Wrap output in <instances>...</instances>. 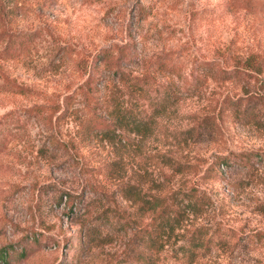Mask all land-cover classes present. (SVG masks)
<instances>
[{"label":"rangeland","instance_id":"1","mask_svg":"<svg viewBox=\"0 0 264 264\" xmlns=\"http://www.w3.org/2000/svg\"><path fill=\"white\" fill-rule=\"evenodd\" d=\"M249 60L264 0H0V264H264ZM173 193L199 205L149 249L147 208Z\"/></svg>","mask_w":264,"mask_h":264},{"label":"trees","instance_id":"2","mask_svg":"<svg viewBox=\"0 0 264 264\" xmlns=\"http://www.w3.org/2000/svg\"><path fill=\"white\" fill-rule=\"evenodd\" d=\"M118 56L115 60L111 61V64L116 66H121L128 58H129V51L128 46L123 45L118 48ZM102 61H107L106 56L101 57ZM263 62H258L257 64L253 63V61L249 60L246 65H244V69L246 71H251L253 69H256V71H260V69L263 67ZM220 75L223 76L224 80H229V78H234L233 75H239V74H246V72L240 71L239 69H232V70H225L222 69L219 72ZM232 76V77H231ZM131 124L135 127V129H138L139 124L141 123V120L138 119L135 116H130ZM116 123H107L106 120H102L100 118H94L88 121L87 129H91V131H99L103 133H111L115 131V125ZM225 166L229 165L228 161L222 162ZM186 193L182 194L181 200L178 197V193H173L171 196L172 201L171 204L167 202L166 200H159L156 198L154 202H151L150 206H148V211L151 212L154 216L152 219V224H155L154 230L155 232L149 231L146 233V236L144 238V243L146 244V247L149 249H152L156 243V240L154 239V236H157V234L161 231H164L165 233H173L175 229L179 226V223L182 222V218L186 217L189 213L195 210V208L199 205V202L196 201V199L192 197H188ZM185 197V198H184ZM186 201V202H185ZM185 202V204H183ZM147 231V230H145ZM195 234V233H194ZM199 235H196L195 237H192L191 244L196 246V241L200 239L197 238ZM146 257V256H144ZM139 260L141 259H148V261H151V257L147 256L146 258H143L142 254H140Z\"/></svg>","mask_w":264,"mask_h":264}]
</instances>
